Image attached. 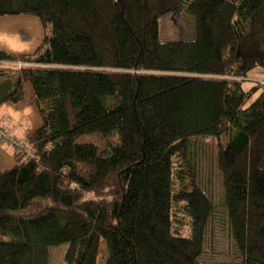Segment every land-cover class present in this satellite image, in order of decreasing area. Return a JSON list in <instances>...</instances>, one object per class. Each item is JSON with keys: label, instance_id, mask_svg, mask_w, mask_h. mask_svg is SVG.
<instances>
[{"label": "trees", "instance_id": "1", "mask_svg": "<svg viewBox=\"0 0 264 264\" xmlns=\"http://www.w3.org/2000/svg\"><path fill=\"white\" fill-rule=\"evenodd\" d=\"M168 15L192 39L160 41ZM27 16L44 37L0 50V108L28 84L41 126H2L23 149L0 142V264H48L59 245L96 264L100 243L106 264H264V82L244 89L264 72V0H0V18ZM99 133L118 143L77 142ZM211 140L238 263L200 261L215 206L195 150ZM35 199L50 205L21 216Z\"/></svg>", "mask_w": 264, "mask_h": 264}, {"label": "rangeland", "instance_id": "2", "mask_svg": "<svg viewBox=\"0 0 264 264\" xmlns=\"http://www.w3.org/2000/svg\"><path fill=\"white\" fill-rule=\"evenodd\" d=\"M33 19V18H32ZM18 19L14 21L12 18H6L5 20H0V29L3 31H10L14 35L20 30H26L32 32L31 35H20L19 43H17L16 50L20 47L22 49H26L25 51L33 50V38H37V33L40 32L42 36H44L42 24L38 23V29L34 28L32 24L28 22L23 23ZM35 29L37 30L35 32ZM159 30H160V41H173V40H189L194 36V28L192 27L191 22L186 17L180 16H164L161 18L159 22ZM35 32V33H34ZM34 33V34H33ZM33 42V43H32ZM32 43V44H31ZM31 44V45H30ZM15 45V44H14ZM13 45V46H14ZM35 48V47H34ZM29 53H32L29 52ZM15 54V53H14ZM16 54L19 53V51ZM24 54V53H23ZM2 65V63H0ZM5 66H10L12 64H4ZM13 66V65H12ZM17 67V66H15ZM264 72L262 70L256 69L249 74L248 80L244 83V89L248 90L253 86L255 82H264L263 81ZM27 89H31L28 84L25 85ZM27 101V98L24 99L23 103ZM30 102H32L30 98ZM34 103V102H33ZM26 122V121H25ZM28 126L32 127L33 125L27 120ZM41 125V123H40ZM1 126V124H0ZM103 136L101 133L99 134H88L84 136H79L77 138L78 143H92L98 147L99 152L105 151L109 147V145L117 144L118 140L117 135ZM116 140V141H115ZM111 142V143H110ZM213 144V141H206L202 144L197 145L196 150L198 153V162L200 173V184L207 191L208 195H210L213 206H215L214 217L207 227V232L205 235V247L204 254L200 258L201 262L207 263H227V262H237L240 261V258L235 250L234 242L230 237L229 228L226 223V217H224V210L221 206L223 199V189L220 176L215 170V161L214 154L209 150V147ZM208 145V146H207ZM7 146V145H6ZM205 148V149H203ZM203 150V151H202ZM46 205H50L48 200H40L35 199L31 202V204L24 208V210L20 211L19 214L21 216L24 215H35L41 210L46 208ZM100 248L98 252V258L96 264H106L107 255L105 244L100 243ZM66 245H59V247H51L48 251V264H66L64 261V254L67 250Z\"/></svg>", "mask_w": 264, "mask_h": 264}, {"label": "crops", "instance_id": "3", "mask_svg": "<svg viewBox=\"0 0 264 264\" xmlns=\"http://www.w3.org/2000/svg\"><path fill=\"white\" fill-rule=\"evenodd\" d=\"M6 18L7 17L0 18V20H5ZM8 18H12L14 21L18 19H23L21 20L23 23L28 22L29 24H32L34 28L38 29L39 24L36 23L35 18L32 19V17H28V16L16 17V18L8 17ZM37 21L39 22V20ZM36 29L35 32L37 31ZM28 34L31 35L32 32L26 30H20L14 35V33L12 34V32L10 31L8 32L0 29V50L9 51L15 54L18 51L19 53H24V54H28L31 51L33 52L43 40L44 36H42L40 32L37 33L38 35L37 38H33L34 40H32L34 42V43L32 42L33 50L25 51L26 49H22L20 47L17 50L15 48L18 45L17 43H19L21 37L20 35L28 36ZM31 36L34 37L33 35ZM1 66H5V65L2 64ZM24 92H25V98H27L25 104L23 103L24 101L23 100L17 105L8 103L0 108L1 126H3L6 129L8 135H12L18 138L19 140L21 139L27 140L32 134V132L41 126L39 115L35 107L33 91H31V89H27L24 86ZM30 98L32 102H30ZM27 120H29V124L31 123L33 125L32 127L28 126ZM13 152L14 149L12 147L0 143V171L8 170L14 165Z\"/></svg>", "mask_w": 264, "mask_h": 264}, {"label": "built area", "instance_id": "4", "mask_svg": "<svg viewBox=\"0 0 264 264\" xmlns=\"http://www.w3.org/2000/svg\"><path fill=\"white\" fill-rule=\"evenodd\" d=\"M14 66L17 67H22V66H27L22 63L14 64ZM0 142L1 143H6V144H13L14 147L18 150L23 149V147L20 145V143L16 142L13 137H8L4 128L0 126ZM28 151V150H27Z\"/></svg>", "mask_w": 264, "mask_h": 264}]
</instances>
